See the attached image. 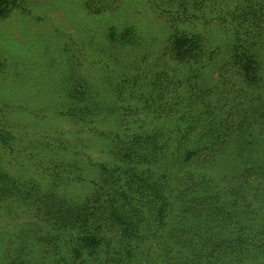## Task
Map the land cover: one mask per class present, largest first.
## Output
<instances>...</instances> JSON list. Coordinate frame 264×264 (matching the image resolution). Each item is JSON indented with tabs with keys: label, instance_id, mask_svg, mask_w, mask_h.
I'll use <instances>...</instances> for the list:
<instances>
[{
	"label": "trees",
	"instance_id": "trees-1",
	"mask_svg": "<svg viewBox=\"0 0 264 264\" xmlns=\"http://www.w3.org/2000/svg\"><path fill=\"white\" fill-rule=\"evenodd\" d=\"M107 1L85 6L119 8ZM15 2L0 0V19ZM146 2L171 19L166 38L157 26H116L108 38L125 46L116 69L104 65L95 83L78 71L64 87L65 115L108 141L110 160L43 157L31 175L0 164V204L39 222L9 240L1 264H264V0ZM214 24L222 44L205 30ZM100 84L111 88L107 103ZM135 100L152 121L98 120ZM16 141L0 120V151Z\"/></svg>",
	"mask_w": 264,
	"mask_h": 264
},
{
	"label": "rangeland",
	"instance_id": "rangeland-1",
	"mask_svg": "<svg viewBox=\"0 0 264 264\" xmlns=\"http://www.w3.org/2000/svg\"><path fill=\"white\" fill-rule=\"evenodd\" d=\"M87 1L92 7L104 6L103 0H16L0 19V109L10 111L4 117L0 113V120L17 136L12 152L0 151V164L19 175H31L38 169V159L43 157L60 156L66 162L77 160L84 165L88 158L92 163L108 162L109 142L82 134L72 122L75 120L65 115L70 103L65 94L66 79L80 71L81 77L101 82L105 66L116 69L117 51L125 47L108 38L116 26L121 31L124 26L140 27L142 31L157 26L159 35L165 39L171 24L170 18L154 14L146 0H116L111 5L119 8L101 15L89 11L85 6ZM198 25L197 30L202 31L204 28ZM205 30H209V38L220 44L227 35L219 24ZM227 56L221 55L215 69L206 72V85L218 81V70ZM93 62L97 64L93 66ZM77 63L79 67L75 71L73 66ZM99 90L107 97V103L111 88L100 84ZM132 102L135 107L114 109L98 120L112 127L126 113V121H152L155 115L140 108L142 102ZM39 180L42 181L40 177ZM42 183L46 185L47 181ZM7 204H0V264L9 240L24 235L26 229L37 232L34 224H39L32 212L8 215Z\"/></svg>",
	"mask_w": 264,
	"mask_h": 264
}]
</instances>
